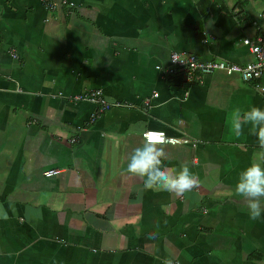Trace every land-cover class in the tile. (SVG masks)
Listing matches in <instances>:
<instances>
[{"label":"crops","instance_id":"obj_1","mask_svg":"<svg viewBox=\"0 0 264 264\" xmlns=\"http://www.w3.org/2000/svg\"><path fill=\"white\" fill-rule=\"evenodd\" d=\"M46 1L0 0V264H264V213L234 191L264 149L250 124L230 131L233 109H264V73L187 85L169 61L252 62L241 41L264 36V0ZM95 90L123 107L89 123L72 96ZM147 130L198 188L144 190L127 172Z\"/></svg>","mask_w":264,"mask_h":264},{"label":"clouds","instance_id":"obj_2","mask_svg":"<svg viewBox=\"0 0 264 264\" xmlns=\"http://www.w3.org/2000/svg\"><path fill=\"white\" fill-rule=\"evenodd\" d=\"M251 125V134L257 138L260 148L264 149V109L251 107L247 111L235 108L230 113V131L239 138L244 134V125ZM164 140L145 139L129 158L127 172L143 180L144 190H160L183 196L199 187V177L186 164L179 170L163 166L166 158ZM235 194L243 198L252 220L264 213V165L253 162L239 173ZM0 218L7 219V213L0 209ZM165 264H172L171 260Z\"/></svg>","mask_w":264,"mask_h":264},{"label":"built area","instance_id":"obj_3","mask_svg":"<svg viewBox=\"0 0 264 264\" xmlns=\"http://www.w3.org/2000/svg\"><path fill=\"white\" fill-rule=\"evenodd\" d=\"M43 2V0H42ZM44 8L51 9L53 5L45 0ZM261 20L264 22V13L261 15ZM241 44L245 48L246 53L252 56L253 61L243 65L225 64L222 62H201L192 55H180L172 53L169 57L170 65L175 68H184V83L187 85L200 84L203 78L212 72H224L229 75L237 74L244 83H255L264 73V36H258L254 40L243 39ZM9 58L16 59L15 52L10 49L7 51ZM255 87H258L255 85ZM156 97L152 94L149 98L142 101L144 107H148L151 99ZM74 102H86L95 107L94 112L90 116L89 123H92L99 115L111 108L123 107L119 102H107L103 99L99 90L88 91L87 93L72 96ZM151 137L156 141L166 138L161 131L147 130L141 133V138L145 141ZM56 172L47 171L43 173L45 177H49Z\"/></svg>","mask_w":264,"mask_h":264}]
</instances>
